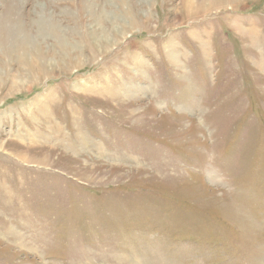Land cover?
<instances>
[{"label": "rangeland", "instance_id": "374dc122", "mask_svg": "<svg viewBox=\"0 0 264 264\" xmlns=\"http://www.w3.org/2000/svg\"><path fill=\"white\" fill-rule=\"evenodd\" d=\"M18 1L0 264H264V0Z\"/></svg>", "mask_w": 264, "mask_h": 264}, {"label": "bare ground", "instance_id": "6f19581e", "mask_svg": "<svg viewBox=\"0 0 264 264\" xmlns=\"http://www.w3.org/2000/svg\"><path fill=\"white\" fill-rule=\"evenodd\" d=\"M15 1V0H14ZM13 3V2H12ZM11 3V4H12ZM16 3V4H15ZM15 5H13L12 7H10L11 9L9 10V12H6L5 14H4V16H3V18L4 17H6V16H8V15H14L15 14V16L18 14V10H21L22 8H20V1H15ZM22 3V2H21ZM23 3H24V1H23ZM9 6H11V5H9ZM9 8V7H8ZM22 14H23V12L21 13V16H22ZM28 15V14H27ZM25 16V15H24ZM10 17V16H9ZM19 17V16H18ZM23 17V16H22ZM0 18H2V17H0ZM2 18V19H3ZM25 18V17H24ZM22 19V18H21ZM4 20V19H3ZM5 20H6V18H5ZM4 20V21H5ZM2 21V20H1ZM4 21H2V23L4 22ZM22 22H23V20H21ZM5 23V22H4ZM13 25V24H12ZM20 25H23V23L22 24H20ZM8 26H9V24H8ZM8 26H7V28H8ZM13 27V26H12ZM24 27H25V25H24ZM2 28H4L3 27V25H2ZM20 30V29H19ZM36 31V30H35ZM7 32H8V30H7ZM14 34V33H13ZM18 34H19V32L18 33H15V37H16V39L17 38H19L18 37ZM0 35H2V34H0ZM7 35H9V33L7 34ZM26 35V34H25ZM4 36H6V35H4ZM24 36V35H23ZM11 37V36H10ZM29 37V36H28ZM27 37V38H28ZM26 38V37H25ZM30 38V37H29ZM32 38V37H31ZM16 39H13V40H15V41H17ZM30 40V39H29ZM14 41V42H15ZM23 41H25V40H23ZM26 41H28L27 39H26ZM95 41H97V39H95ZM7 43H9V41L7 42ZM18 43V42H17ZM10 44V43H9ZM21 44V43H20ZM16 45L17 44H11L8 48H7V50H6V52L8 53V51H10L8 54H13L14 55V53L17 51V50H19L18 48H16ZM19 45V44H18ZM24 46H22V45H20V46H22L21 48H24L23 50L24 51H26V50H30V48L29 47H31V46H28V45H30V44H23ZM31 45H34V44H31ZM43 46H44V44H42ZM62 47V49L60 48L59 50H60V53L62 54L61 56H66L67 55V53L69 52L70 53V50L68 51V49H69V46H68V44L66 43H64V44H60ZM92 46V45H91ZM48 47H50V46H48ZM57 48H59V46L57 45L56 46ZM67 47H68V49H67ZM70 47H71V45H70ZM13 48L14 49H16V50H13ZM20 48V47H19ZM9 49H11V50H9ZM108 49V48H107ZM13 50V51H12ZM32 50V49H31ZM35 50V49H34ZM40 51V48L38 47V54H42V52L40 53L39 52ZM53 51H54V49L53 48H49L48 49V51H46L45 53H43V54H45V55H48V54H50V55H53L52 53H53ZM31 53V52H30ZM42 54V55H43ZM27 55L28 54H25V53H23L22 54V56L23 57H21V61H22V58H23V60H25L26 59V57H27ZM5 56V55H4ZM15 56H16V53H15ZM41 56V55H40ZM14 57V56H13ZM20 57V56H19ZM6 58H7V56H6ZM45 59H48V57H46ZM56 59V58H55ZM57 60V59H56ZM32 62L30 63L31 65H33V62L35 61L34 59L33 60H31ZM38 62V61H37ZM56 63H57V61H55ZM20 63V62H19ZM36 62H34V64H35ZM25 65H29V64H27L26 62L24 63ZM23 64V65H24ZM38 65V64H37ZM11 66V65H10ZM14 68H17L16 66L14 67ZM33 69V68H32ZM30 70V69H29ZM38 70H40V69H38ZM22 71V70H21ZM26 71H27V69H26ZM29 72H31V71H29ZM25 74V73H24ZM2 78L0 77V80H1ZM2 85V84H1ZM1 85H0V87H1Z\"/></svg>", "mask_w": 264, "mask_h": 264}]
</instances>
